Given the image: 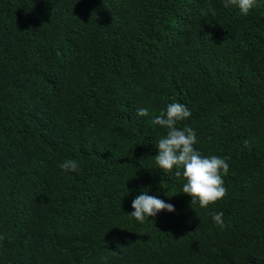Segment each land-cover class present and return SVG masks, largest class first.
<instances>
[{
    "label": "trees",
    "instance_id": "obj_1",
    "mask_svg": "<svg viewBox=\"0 0 264 264\" xmlns=\"http://www.w3.org/2000/svg\"><path fill=\"white\" fill-rule=\"evenodd\" d=\"M172 102L229 164L207 209L136 115ZM146 188L175 212L137 223ZM0 264H264V0H0Z\"/></svg>",
    "mask_w": 264,
    "mask_h": 264
},
{
    "label": "clouds",
    "instance_id": "obj_2",
    "mask_svg": "<svg viewBox=\"0 0 264 264\" xmlns=\"http://www.w3.org/2000/svg\"><path fill=\"white\" fill-rule=\"evenodd\" d=\"M221 3L224 8L235 7L241 15L247 16L258 6L259 0H221ZM208 12L213 16L216 14L214 8H209ZM136 115L149 118L151 125L164 130L165 134L155 143V166L164 175L175 171V176L183 180L180 192L191 198V206L207 209L210 204L226 196L227 190L222 178V174L226 175L229 171L226 158L203 155L194 147L198 143L195 129L189 126L178 127L180 122L188 120L192 115L186 105L169 103L159 115H151L147 107H141L136 109ZM59 168L63 172H77L79 164L73 159H66L59 164ZM148 191L147 188L142 190L131 201L133 211L128 214L139 224H143L149 217L157 216L161 211L174 213L176 210L172 203L148 195ZM223 215V212L210 213L212 222L219 227H223Z\"/></svg>",
    "mask_w": 264,
    "mask_h": 264
}]
</instances>
